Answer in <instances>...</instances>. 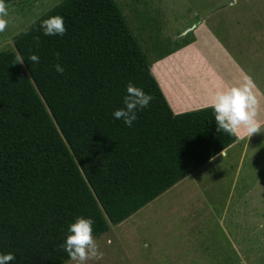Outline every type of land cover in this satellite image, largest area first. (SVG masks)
Instances as JSON below:
<instances>
[{
    "label": "trees",
    "instance_id": "16d2710c",
    "mask_svg": "<svg viewBox=\"0 0 264 264\" xmlns=\"http://www.w3.org/2000/svg\"><path fill=\"white\" fill-rule=\"evenodd\" d=\"M56 14L67 32L44 35ZM33 22L0 50V254L65 264L77 216L99 237L237 138L210 107L173 112L116 0H62ZM128 82L153 96L131 127L113 116Z\"/></svg>",
    "mask_w": 264,
    "mask_h": 264
},
{
    "label": "rangeland",
    "instance_id": "374dc122",
    "mask_svg": "<svg viewBox=\"0 0 264 264\" xmlns=\"http://www.w3.org/2000/svg\"><path fill=\"white\" fill-rule=\"evenodd\" d=\"M61 1L6 2L8 26L0 32V50L14 49V36ZM116 2L148 57L195 40L230 83L250 76L264 100V0ZM135 3L144 16L133 14ZM146 12L153 13V23H142ZM200 23L205 32L191 40ZM156 37L164 41L151 49ZM183 64L186 71L176 69L180 77L174 79L182 91L195 92L200 76ZM95 239L103 258L86 264H264V136L257 134L242 155L239 148L229 158L201 165Z\"/></svg>",
    "mask_w": 264,
    "mask_h": 264
},
{
    "label": "clouds",
    "instance_id": "9594fccd",
    "mask_svg": "<svg viewBox=\"0 0 264 264\" xmlns=\"http://www.w3.org/2000/svg\"><path fill=\"white\" fill-rule=\"evenodd\" d=\"M7 6L4 0H0V32H4L8 26ZM35 23V21L33 22ZM40 29L46 36L61 35L63 36L67 29L65 27L63 16L56 14L43 19L40 22ZM40 37L34 38V43L39 46ZM57 56L59 54L57 53ZM33 63H39L40 58L37 54L32 53L28 57ZM18 63H23L22 57H17ZM55 69L63 74L64 69L60 64L55 65ZM255 83L250 76H245L239 84L225 86L216 91L207 107L212 108L217 131L227 133L230 136L242 139L248 138L253 134L260 133L264 124L258 119L259 102L255 92ZM153 96L146 93L141 87L128 82L126 94L123 97L124 107L118 108L113 112L117 120H123L124 123L131 127L133 122L138 119L137 113L149 107ZM224 156V150L220 153ZM211 159H215L212 157ZM92 218L77 216L74 222L70 223L67 229L68 235L63 244L60 245L67 252L69 258L77 264H86L89 260H100L103 258V252L93 236ZM111 243V241H109ZM16 259L11 252L0 254V264H10Z\"/></svg>",
    "mask_w": 264,
    "mask_h": 264
},
{
    "label": "crops",
    "instance_id": "0c3cea01",
    "mask_svg": "<svg viewBox=\"0 0 264 264\" xmlns=\"http://www.w3.org/2000/svg\"><path fill=\"white\" fill-rule=\"evenodd\" d=\"M135 2H139V0H135ZM143 3L144 2H142V5ZM137 6L138 5H136V3L135 5L131 4V10L132 12H134L133 14L137 13V16L139 17L144 16L143 13H140L137 11L138 10ZM120 8H121L122 13H124L123 16L125 20L127 21L128 25H130L129 19L126 15V11L124 12V9L121 5H120ZM146 13H147L146 20L145 22H142V23H148L147 22L148 19L151 20V23H153L152 19L150 18L151 16H153V13L151 14L149 12H146ZM156 17H157V13L155 15V19ZM198 29H199L197 30L198 32L196 31L195 36L192 39L194 38L196 39V37L197 38L200 37L199 34H201L202 32H205V26L202 23H200V26ZM147 30L148 28L146 29V32ZM132 31L134 35L137 37V39L139 40V37L137 36V34L134 32L133 29ZM159 34H160V31H159ZM147 35H148V32H147ZM148 36L153 37L155 39V37L152 35H148ZM156 39L158 40H155V42L151 44V49H153V47H155L156 44H160L161 42L164 41L162 38L156 37ZM183 44L184 45L182 46H180L179 44L178 47H175L172 50L165 51L156 56L153 55V52H152L151 57H148L147 55L148 60L150 62V68L161 90L163 91V94L165 95L171 109L175 113H181L184 111H189V110H194V109H198L201 107H205L211 102V99L216 91L220 90L221 88L225 86L233 85L232 83L228 81L225 74L222 73V71L218 67H216L214 63L207 57V55L200 49L197 41L195 40L194 41H184ZM183 63L185 64L187 63L188 65H190L189 67H194L198 75L200 76L199 77L200 81L198 82V85H196L197 90H195V92L182 91L180 89V85H178L174 79V77L176 76L180 77L179 72L175 73L176 69L179 68V70L183 73H184V69L186 71L187 69L186 66H185L186 68L184 69L182 68V66L184 65ZM171 64H175L173 68H170ZM172 70L174 71V73L173 72L171 73ZM255 94L259 102L258 119L262 122V124H264V100L261 98L260 94H258L257 92H255ZM261 130L262 131L260 132V134L264 136V127H262ZM257 134L259 133L253 134L249 138L247 136H244V138L242 139L237 138L234 143H232L229 147H227L224 150L225 152L224 156L220 155L221 153L220 152L219 154L214 156L215 159H217L218 157H224V159L229 158L230 156L235 155V152L239 148H241V155H242L244 150L247 148L248 143L251 142L252 139L255 138ZM234 147H237L235 151L233 150ZM215 159H210L206 163L210 164Z\"/></svg>",
    "mask_w": 264,
    "mask_h": 264
}]
</instances>
